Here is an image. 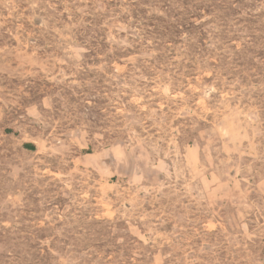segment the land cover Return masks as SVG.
<instances>
[{
  "label": "rangeland",
  "instance_id": "obj_1",
  "mask_svg": "<svg viewBox=\"0 0 264 264\" xmlns=\"http://www.w3.org/2000/svg\"><path fill=\"white\" fill-rule=\"evenodd\" d=\"M0 264H264V0H0Z\"/></svg>",
  "mask_w": 264,
  "mask_h": 264
}]
</instances>
